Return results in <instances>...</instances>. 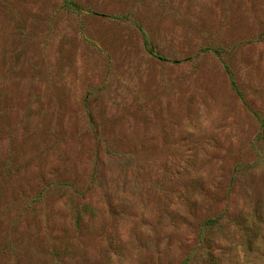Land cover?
Instances as JSON below:
<instances>
[{
    "label": "rangeland",
    "instance_id": "1",
    "mask_svg": "<svg viewBox=\"0 0 264 264\" xmlns=\"http://www.w3.org/2000/svg\"><path fill=\"white\" fill-rule=\"evenodd\" d=\"M0 264H264V0H0Z\"/></svg>",
    "mask_w": 264,
    "mask_h": 264
}]
</instances>
